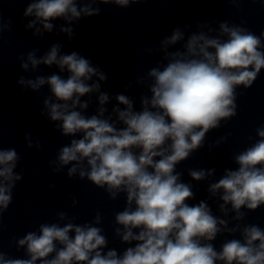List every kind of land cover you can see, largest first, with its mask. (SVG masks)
I'll list each match as a JSON object with an SVG mask.
<instances>
[{"label":"clouds","instance_id":"obj_1","mask_svg":"<svg viewBox=\"0 0 264 264\" xmlns=\"http://www.w3.org/2000/svg\"><path fill=\"white\" fill-rule=\"evenodd\" d=\"M137 2L141 0H30L23 15L32 18L27 28L34 29V36L52 33L53 22L63 20L59 33L71 40L74 23L100 14L96 5L126 8ZM5 29L11 30V21L5 23L0 14V35ZM213 31L209 28V33ZM181 41L182 48L169 50ZM61 48L55 43L39 58L33 49L20 58V66L25 71L29 66L33 71L41 65L55 66L66 76L53 72L35 79L21 77L18 82L34 92L48 86L41 115L72 138L49 161L52 171L60 173L67 167L68 178L87 179L110 200L124 196L123 210L114 213V235L130 246L122 254L114 248L105 252L109 241L99 226L103 219L99 212L91 221L77 224L76 217L60 211L57 220L66 223H41L37 231L16 240L28 258L0 251V264H264V228L249 223L229 227L227 219L234 213L232 221H244L247 212L264 206V125L255 129L254 142L232 157L237 167L224 169L208 186L210 197L222 201L221 216L206 200L189 203L196 193L177 171L182 161L203 147L210 130L237 115L236 100L242 95L237 89L251 88L264 69V32L256 35L227 21L219 23L216 35L198 31L185 39L179 27L174 29L159 49L166 63L147 72L151 96L141 95L136 109L133 99L117 94L118 103L111 110L115 119L105 118L110 96L101 90V82L107 75L78 52L62 53ZM144 81L137 78L139 84ZM93 93L98 94L99 107L97 114L87 115L90 101L81 98ZM26 140L27 147H33L30 133ZM20 159L14 148L0 147V217L12 203L16 182L23 178L22 172L14 171ZM215 171L190 168L188 175L203 181ZM237 232L240 238H235ZM224 233L233 238L217 250L213 242Z\"/></svg>","mask_w":264,"mask_h":264}]
</instances>
